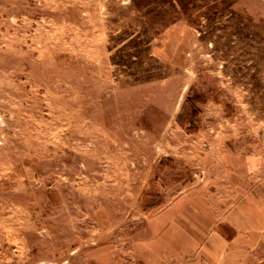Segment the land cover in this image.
Here are the masks:
<instances>
[{
  "label": "rangeland",
  "instance_id": "1",
  "mask_svg": "<svg viewBox=\"0 0 264 264\" xmlns=\"http://www.w3.org/2000/svg\"><path fill=\"white\" fill-rule=\"evenodd\" d=\"M249 155L264 0H0V264H196L152 217L229 207Z\"/></svg>",
  "mask_w": 264,
  "mask_h": 264
},
{
  "label": "crops",
  "instance_id": "2",
  "mask_svg": "<svg viewBox=\"0 0 264 264\" xmlns=\"http://www.w3.org/2000/svg\"><path fill=\"white\" fill-rule=\"evenodd\" d=\"M237 161L243 162V168L242 164L227 166L226 172L237 178L241 177L240 173L246 174L249 177L246 191L240 190L241 196L239 195L229 207H225L224 210L221 208L218 213L213 209L209 210L208 204L205 213L197 208L194 200L188 196L176 197L165 210L157 212L152 217L150 227L156 236L158 234L159 245L175 242L181 245L178 251H185L186 248L191 250L190 246H186L187 242L196 243L198 254L196 264H264V179L258 183L253 177L261 166L264 167V158L249 155L238 157ZM183 202L185 207L181 221V215L177 210ZM201 219L207 220V224L212 220V229L208 231L205 224L199 226ZM175 220L179 221L178 224ZM176 229L179 232V229H183L181 234L183 241L177 239ZM156 244L145 247V251L150 252L149 257L153 262L157 259L156 263H159L164 258L163 255H168L174 249L169 247L153 249Z\"/></svg>",
  "mask_w": 264,
  "mask_h": 264
}]
</instances>
